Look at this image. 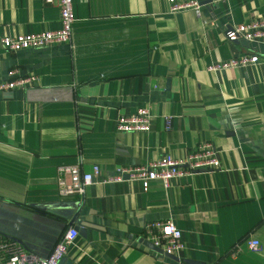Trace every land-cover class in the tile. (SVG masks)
I'll return each mask as SVG.
<instances>
[{"label":"crops","instance_id":"obj_1","mask_svg":"<svg viewBox=\"0 0 264 264\" xmlns=\"http://www.w3.org/2000/svg\"><path fill=\"white\" fill-rule=\"evenodd\" d=\"M72 11L68 43L0 42V81L35 76L0 88V234L44 255L75 227L60 264H264V42L225 38L231 23L264 17V0H222L200 14L168 0H75ZM59 18L54 1L0 0V37L57 29ZM242 52L257 63L209 68ZM140 105L150 128L117 130L116 117ZM203 141L219 168L146 190L105 180ZM72 164L100 172L83 195H59L58 167ZM157 219L181 229L183 248L152 243L146 225Z\"/></svg>","mask_w":264,"mask_h":264},{"label":"built area","instance_id":"obj_2","mask_svg":"<svg viewBox=\"0 0 264 264\" xmlns=\"http://www.w3.org/2000/svg\"><path fill=\"white\" fill-rule=\"evenodd\" d=\"M56 2L59 7L60 26L57 29L40 31H23L14 35L0 37L1 44L8 50L40 47L53 43H68L71 40L72 23L74 21L72 6L75 0H44ZM222 0H168L171 11L191 8L200 14L204 4H214ZM225 38L229 41L242 40L246 42H264V17L245 19L231 23L225 29ZM258 61L256 53L242 52L231 57L224 63H213L210 69H219L230 65L245 66L255 64ZM9 75L14 73L11 69ZM35 80L34 75L17 76L5 81H0V88H9L14 85H28ZM151 112L146 105L138 106L130 113H123L116 117L115 127L121 131H144L150 128ZM165 126H169L168 118H165ZM218 150L210 141L201 142L193 151L184 157H174L165 153L158 158L145 163L119 166L115 173L105 177L107 181L136 180L146 190L153 180H159L164 187H169L172 179L186 174L194 173L200 169L214 170L219 168ZM100 172L98 164H93L91 170H82L79 165H60L56 176V190L59 195L79 194L83 195L87 184L94 181ZM150 240L155 246L162 247L167 253H175L184 244L181 239V229L170 219L153 220L146 225ZM78 230L70 226L55 241L49 252L41 256L36 252L26 250L15 240L5 238L0 234V251L2 264H58L66 254L70 244L73 243ZM250 249H257L260 242L256 238L247 240Z\"/></svg>","mask_w":264,"mask_h":264},{"label":"water","instance_id":"obj_3","mask_svg":"<svg viewBox=\"0 0 264 264\" xmlns=\"http://www.w3.org/2000/svg\"><path fill=\"white\" fill-rule=\"evenodd\" d=\"M206 1H207V0H202V2H206ZM44 255H46V254H44ZM44 255H41V256H44ZM62 259H63V258H61V259L59 260V263H58V264L61 263Z\"/></svg>","mask_w":264,"mask_h":264},{"label":"trees","instance_id":"obj_4","mask_svg":"<svg viewBox=\"0 0 264 264\" xmlns=\"http://www.w3.org/2000/svg\"><path fill=\"white\" fill-rule=\"evenodd\" d=\"M1 252V251H0Z\"/></svg>","mask_w":264,"mask_h":264}]
</instances>
